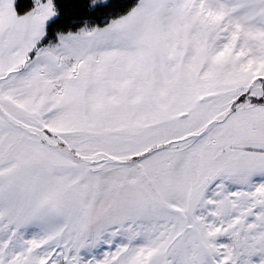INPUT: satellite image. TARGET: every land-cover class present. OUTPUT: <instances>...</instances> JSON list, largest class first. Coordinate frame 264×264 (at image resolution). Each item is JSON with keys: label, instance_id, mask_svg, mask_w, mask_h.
Returning a JSON list of instances; mask_svg holds the SVG:
<instances>
[{"label": "snow or ice", "instance_id": "1", "mask_svg": "<svg viewBox=\"0 0 264 264\" xmlns=\"http://www.w3.org/2000/svg\"><path fill=\"white\" fill-rule=\"evenodd\" d=\"M0 264H264V0H0Z\"/></svg>", "mask_w": 264, "mask_h": 264}]
</instances>
